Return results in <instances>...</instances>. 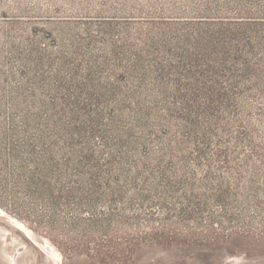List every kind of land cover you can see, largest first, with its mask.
Returning <instances> with one entry per match:
<instances>
[{
	"label": "rangeland",
	"instance_id": "1",
	"mask_svg": "<svg viewBox=\"0 0 264 264\" xmlns=\"http://www.w3.org/2000/svg\"><path fill=\"white\" fill-rule=\"evenodd\" d=\"M38 243L264 264V0H0V264Z\"/></svg>",
	"mask_w": 264,
	"mask_h": 264
},
{
	"label": "bare ground",
	"instance_id": "2",
	"mask_svg": "<svg viewBox=\"0 0 264 264\" xmlns=\"http://www.w3.org/2000/svg\"><path fill=\"white\" fill-rule=\"evenodd\" d=\"M2 214L3 215H5L6 217H8L10 220H12V222L14 223V225L16 226V227H20L21 229H23L25 232H27L28 234H29V229L27 228V227H25V225L20 221V220H18L16 217H14V216H12V215H10V214H8L7 212H4V211H2ZM11 222V223H12ZM12 223V224H13ZM33 238V237H32ZM34 241H35V239H34ZM38 245L41 247V248H43L44 249V246L42 247L41 245H40V243H38ZM46 245V244H45ZM49 248V247H48ZM52 249H53V247H52ZM49 255H51V256H53V257H55L56 258V260H57V264H62V260L60 259H58L55 255H53V254H55V253H51V252H49L47 249H44ZM51 250V249H50ZM53 252V251H52ZM54 252H56L55 250H54ZM56 254H57V252H56ZM58 255V254H57ZM60 262V263H59Z\"/></svg>",
	"mask_w": 264,
	"mask_h": 264
}]
</instances>
